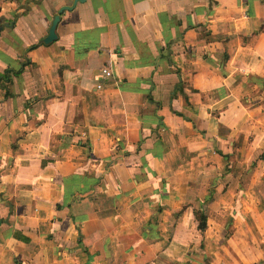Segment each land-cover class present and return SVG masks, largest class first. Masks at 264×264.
<instances>
[{
  "label": "crops",
  "instance_id": "crops-1",
  "mask_svg": "<svg viewBox=\"0 0 264 264\" xmlns=\"http://www.w3.org/2000/svg\"><path fill=\"white\" fill-rule=\"evenodd\" d=\"M164 2L0 0V41L17 49L0 65V130L27 118L0 155V264H264V0ZM78 72L79 96L41 90ZM48 101L32 144L49 117L28 113ZM68 105L111 127L67 143Z\"/></svg>",
  "mask_w": 264,
  "mask_h": 264
},
{
  "label": "clouds",
  "instance_id": "clouds-1",
  "mask_svg": "<svg viewBox=\"0 0 264 264\" xmlns=\"http://www.w3.org/2000/svg\"><path fill=\"white\" fill-rule=\"evenodd\" d=\"M163 7H169L171 6V0H165V2L162 4ZM197 7L195 0H181L180 3L176 5V9L178 12H184L185 10L192 11ZM197 15H200V13H197ZM255 25V21L253 22ZM234 31L233 35H235L237 32L240 31V28L238 25H234ZM174 34V33H173ZM261 39H264V34H261ZM238 39V37H237ZM35 41H30V43H34ZM0 44H4L5 47L8 48V53L4 57H0V65H5L9 62L16 61L17 59V49L13 46H9L7 42L5 41H0ZM29 44L23 45V47L26 49ZM154 51V49H153ZM135 56V53L133 54ZM128 57L125 56V59ZM138 58V57H136ZM49 59H55L54 57H49ZM213 59H215L213 57ZM219 71V68L217 67L216 69ZM85 75L83 72H78L75 75H68L66 79H64L63 84H61L60 80L58 78H49V77H42L41 82H42V91L44 89H51L52 92L56 93V96L59 98H63L64 92L67 91L68 95L71 96L72 94V88L73 85L77 86V95L79 96V90L82 89L83 85L79 83L78 77ZM37 81L33 80L31 83H27L25 85L24 89V96L21 98L20 103H22L24 98H27L29 95L35 96L36 92L33 90V85L36 84ZM50 104L51 101H48L47 104L41 103L38 105V110L35 112H30L28 115H32L34 118V121H45V114L47 113L49 120L45 122V124H41L39 128H32L30 125V131H29V141L32 144H38L42 141V137L44 135L45 129L48 127V125L51 124L52 120L51 118L54 116V113L51 112L50 110ZM173 106H175L176 101H172ZM3 107V106H0ZM87 105L83 106L80 109H73L71 105H68L67 107V115L65 118L61 119L60 117H55L56 125H57V130L61 132V134L65 137V140L67 143L74 145L75 141L80 140V139H85L89 134H92L93 136L96 135L97 132H106L111 125H108L104 128H99L100 120H98L95 117V114L87 111ZM77 112L83 113V118L80 119L78 122L73 123V117ZM26 116L22 115L20 120L13 122L12 127L5 128L0 130V155H2L7 161L8 157L11 156V152L8 148L9 144V137L13 134L15 129L21 128L22 124L26 122ZM96 124L98 127L96 130L92 129V125ZM85 129H88L89 131L86 132ZM75 131L77 135L72 138L68 139V134ZM214 134V132L212 133ZM53 143H52V148L53 152L47 153L48 155H62L64 152L67 150L64 148H61L60 145L65 143V141L57 140L55 137H52ZM21 148H25L26 144L24 141H21ZM23 159H30V156L25 155ZM195 163V162H193ZM0 167H4V164H0ZM203 172V170H200ZM163 223L161 224V227H163ZM250 232H246L244 237L242 239L246 238L247 236H250ZM259 242L264 243V232H261L260 237H259Z\"/></svg>",
  "mask_w": 264,
  "mask_h": 264
},
{
  "label": "water",
  "instance_id": "water-1",
  "mask_svg": "<svg viewBox=\"0 0 264 264\" xmlns=\"http://www.w3.org/2000/svg\"><path fill=\"white\" fill-rule=\"evenodd\" d=\"M78 1H82V0H75V3H77ZM71 10V7H64L62 10H61V13L64 11V10ZM60 20V15L56 16L54 22H53V25H52V28L50 29V32H49V36L47 38L44 39V42L45 43H49V42H52L54 41L56 38H57V34H56V26L58 24Z\"/></svg>",
  "mask_w": 264,
  "mask_h": 264
},
{
  "label": "built area",
  "instance_id": "built-area-1",
  "mask_svg": "<svg viewBox=\"0 0 264 264\" xmlns=\"http://www.w3.org/2000/svg\"><path fill=\"white\" fill-rule=\"evenodd\" d=\"M103 74L106 77H111L113 75V72L110 68H105V69H103ZM101 87H102V85L97 86L98 89H100Z\"/></svg>",
  "mask_w": 264,
  "mask_h": 264
},
{
  "label": "trees",
  "instance_id": "trees-1",
  "mask_svg": "<svg viewBox=\"0 0 264 264\" xmlns=\"http://www.w3.org/2000/svg\"><path fill=\"white\" fill-rule=\"evenodd\" d=\"M20 72H21V70L20 71H17L16 74H19Z\"/></svg>",
  "mask_w": 264,
  "mask_h": 264
}]
</instances>
